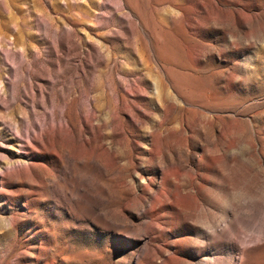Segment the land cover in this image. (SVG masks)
Masks as SVG:
<instances>
[{"label": "rangeland", "instance_id": "obj_1", "mask_svg": "<svg viewBox=\"0 0 264 264\" xmlns=\"http://www.w3.org/2000/svg\"><path fill=\"white\" fill-rule=\"evenodd\" d=\"M0 264H264V0H0Z\"/></svg>", "mask_w": 264, "mask_h": 264}, {"label": "bare ground", "instance_id": "obj_2", "mask_svg": "<svg viewBox=\"0 0 264 264\" xmlns=\"http://www.w3.org/2000/svg\"><path fill=\"white\" fill-rule=\"evenodd\" d=\"M153 180H149L148 184L151 185ZM148 185V186H149ZM165 186V184H164ZM158 196L154 199L153 204L150 206V210L155 211L157 210L156 207L160 208L159 215H164L167 219L169 215L173 214V209L178 204V197L179 193H175L174 191H169L166 188L162 189L160 193L157 194ZM149 212V211H148ZM236 224H237V218H233V220L230 222L227 228H225L223 231H220L217 233L216 237L217 239L222 242L223 236L227 232L236 231Z\"/></svg>", "mask_w": 264, "mask_h": 264}]
</instances>
